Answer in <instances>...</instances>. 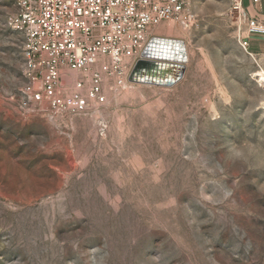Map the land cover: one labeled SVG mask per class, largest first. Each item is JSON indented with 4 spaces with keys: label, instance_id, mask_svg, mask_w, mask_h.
Wrapping results in <instances>:
<instances>
[{
    "label": "rangeland",
    "instance_id": "1",
    "mask_svg": "<svg viewBox=\"0 0 264 264\" xmlns=\"http://www.w3.org/2000/svg\"><path fill=\"white\" fill-rule=\"evenodd\" d=\"M234 1L152 28L185 43L172 85L104 76L103 104L53 113L24 105L25 37L0 0V264H264V55L240 45ZM98 68L63 71L70 108Z\"/></svg>",
    "mask_w": 264,
    "mask_h": 264
},
{
    "label": "built area",
    "instance_id": "2",
    "mask_svg": "<svg viewBox=\"0 0 264 264\" xmlns=\"http://www.w3.org/2000/svg\"><path fill=\"white\" fill-rule=\"evenodd\" d=\"M9 1L17 8L10 15L9 24L25 37L24 72L28 85L24 105L32 103L40 112H80L94 107L91 103L103 104L104 76L110 77L117 87L133 82L153 84L138 75L130 80L137 61L158 64L166 60L156 56L162 36L152 33V28L165 21H177L185 28L197 22L191 10L192 0ZM233 9L246 19L250 34L264 33L262 24L246 18L241 0L234 1ZM240 39L247 51V38ZM94 65L99 68L91 72L89 79L76 80L74 105L70 108L58 90L63 71H84ZM86 81L88 88L83 94Z\"/></svg>",
    "mask_w": 264,
    "mask_h": 264
},
{
    "label": "bare ground",
    "instance_id": "3",
    "mask_svg": "<svg viewBox=\"0 0 264 264\" xmlns=\"http://www.w3.org/2000/svg\"><path fill=\"white\" fill-rule=\"evenodd\" d=\"M158 43L161 48L156 56L166 60L158 63L152 70L139 72L138 78L153 84H171L184 73L186 46L183 40L165 36L159 39Z\"/></svg>",
    "mask_w": 264,
    "mask_h": 264
},
{
    "label": "crops",
    "instance_id": "4",
    "mask_svg": "<svg viewBox=\"0 0 264 264\" xmlns=\"http://www.w3.org/2000/svg\"><path fill=\"white\" fill-rule=\"evenodd\" d=\"M241 1L246 10V18L256 19L264 26V0ZM242 37L247 38V51L249 54L264 55V33L250 34L246 25V28L242 32Z\"/></svg>",
    "mask_w": 264,
    "mask_h": 264
},
{
    "label": "water",
    "instance_id": "5",
    "mask_svg": "<svg viewBox=\"0 0 264 264\" xmlns=\"http://www.w3.org/2000/svg\"><path fill=\"white\" fill-rule=\"evenodd\" d=\"M157 65L155 62H150V61H145V60H139L135 64L131 75H130V80L133 79V76L138 75L139 72L145 71V70H152ZM182 75V74H181Z\"/></svg>",
    "mask_w": 264,
    "mask_h": 264
}]
</instances>
